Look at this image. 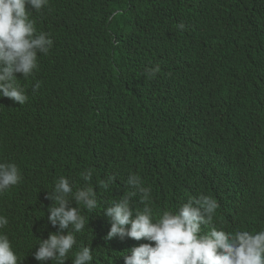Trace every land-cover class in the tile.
Segmentation results:
<instances>
[{"label":"trees","instance_id":"trees-1","mask_svg":"<svg viewBox=\"0 0 264 264\" xmlns=\"http://www.w3.org/2000/svg\"><path fill=\"white\" fill-rule=\"evenodd\" d=\"M30 16L53 44L38 55L33 76L16 75L27 102L0 97V122L28 159L47 168L38 184L53 178L50 164L60 156L75 164L79 181L91 170L88 184L74 188L102 195L128 185L134 173L151 195L145 205L138 193L132 206L158 217L172 197L217 201V186L245 178L254 190L245 221L257 224L264 212V0H49ZM156 67L149 79L145 69ZM219 116L213 132L227 148L228 168L215 185L205 174L181 173L177 156L196 152L200 143L191 141L211 134ZM51 187L14 201V247L32 264L38 236L19 223L27 208L43 213ZM215 224L234 227L223 217ZM98 252L118 258L100 244Z\"/></svg>","mask_w":264,"mask_h":264},{"label":"clouds","instance_id":"clouds-1","mask_svg":"<svg viewBox=\"0 0 264 264\" xmlns=\"http://www.w3.org/2000/svg\"><path fill=\"white\" fill-rule=\"evenodd\" d=\"M49 0H0V97L19 105L28 100L16 75L28 78L38 70V55H47L53 41L38 32L30 14L40 12ZM159 68H146L149 79ZM40 81L33 85L39 89ZM224 116L214 118L212 133L191 143L199 149L178 158L181 173L194 177L205 174L218 185L217 173L227 171V148L219 145L214 129ZM7 121L0 122V264H32L15 249L12 234L18 220L13 216L14 201L52 183L47 193V207L42 214L25 209L19 224H30L38 244L32 253L35 264H264V212L255 226H248L244 213L252 206V181L241 179L217 186L219 200L206 194L171 198V205L155 217L150 207L132 206L138 193L146 205L151 188L137 174H129L128 185L102 195L92 187L74 188L75 183L88 184L91 170L81 175L69 157L60 156L50 166L53 178L44 185L47 168L32 162L27 150L15 146ZM230 126L241 129L235 119ZM114 177L103 186L108 187ZM81 205L86 212H82ZM233 222L232 229L218 226L215 219ZM112 249L117 259L98 252V245Z\"/></svg>","mask_w":264,"mask_h":264}]
</instances>
